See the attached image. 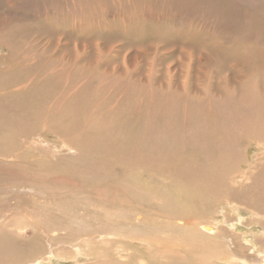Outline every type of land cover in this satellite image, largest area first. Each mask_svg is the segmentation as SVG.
<instances>
[{
    "label": "bare ground",
    "instance_id": "obj_1",
    "mask_svg": "<svg viewBox=\"0 0 264 264\" xmlns=\"http://www.w3.org/2000/svg\"><path fill=\"white\" fill-rule=\"evenodd\" d=\"M9 1L14 8L21 0ZM256 3L252 13L242 16L234 5L230 14L246 26L245 46L209 37L212 17L226 23L229 10L214 13L211 0H82L65 4L71 11L66 14L51 12L53 18L50 9L32 18V8L24 7L23 25H0V48L10 59L5 68L0 64V164L22 157L40 166L41 160L50 175L42 182L10 176L0 193L14 200L20 228L35 223L38 229V218L46 214L41 233L53 232L51 214L45 213L51 209L93 217L72 222L66 235L53 232L62 244L58 251L45 248L42 235L29 238L26 262L25 246L0 223V261L70 260L72 255L63 256L64 238L76 234L81 241L73 252L85 264H227V250L238 251L230 257L234 264H264V8ZM14 11L9 22L18 16ZM86 40L94 45L84 55L80 45ZM126 52L136 62L148 59L156 71L149 72L148 84L133 79L138 62L123 79L110 75ZM178 55L196 62L206 83L177 87L169 71ZM161 68L166 80L157 85ZM62 99L65 104L54 111L52 103ZM37 125L94 148L96 164L80 171L50 165L46 155L61 150L41 149L51 143L30 135ZM21 146L28 149L13 152ZM251 148L257 156L244 166ZM80 173L87 182L108 186L114 205L82 199L81 189L68 198L63 186ZM91 188L86 197L99 193ZM224 198L233 200L227 208L220 205ZM209 204L214 205L207 210ZM206 212L212 217L199 218ZM97 215H103L99 225ZM62 220L58 225L67 228Z\"/></svg>",
    "mask_w": 264,
    "mask_h": 264
},
{
    "label": "rangeland",
    "instance_id": "obj_2",
    "mask_svg": "<svg viewBox=\"0 0 264 264\" xmlns=\"http://www.w3.org/2000/svg\"><path fill=\"white\" fill-rule=\"evenodd\" d=\"M29 1V2H28ZM79 3V1L82 0H21L19 2V5L11 8L9 6V0H0V25H7V27L9 25H12L13 22L15 24H20L23 25L24 17H25V11L24 7L27 8H32L31 14L29 15L32 18H35L39 15L42 14H48L49 12H46L47 10H51L50 11V17L53 18V14H57L58 11L66 14L68 11L66 12L67 8L64 7V5L66 4V6L69 3ZM259 1H261V5L259 3ZM236 4H233L232 0H211V7L213 8V12L216 14H219L220 16H224L225 12H223V10L226 7H229V10L226 14L225 17L223 18H227L228 21L226 23H222L221 22V18L220 19H214L212 17V24L210 26V34L209 37H211L212 39L222 43L224 45V43L226 45H239V46H245L249 43V38L250 35L246 34V30H245V25L243 24V22L239 19L236 18H231V11H232V7H234V5L238 6L240 8V11L242 13V16L244 13H252L254 12L253 8H256V2H258L257 6H261L264 8V0H235ZM33 3V4H32ZM254 3V4H253ZM30 5V6H29ZM187 5V4H186ZM20 8V9H19ZM26 8V9H27ZM10 9L15 10L18 14L17 17H15L14 19L10 20L9 22V14H10ZM184 9V8H182ZM181 9V10H182ZM248 9V10H247ZM245 10V11H244ZM14 11V12H15ZM249 11V12H248ZM53 14H52V13ZM66 12V13H65ZM36 19V18H35ZM34 19V20H35ZM9 22V24H8ZM63 22V20H62ZM218 24L223 25L224 27H219ZM65 24V23H63ZM70 25L72 26V23H70ZM1 27V26H0ZM6 27V28H7ZM97 42L99 43V45L102 43L100 42V40H97ZM97 44V43H96ZM243 44V45H241ZM93 42L89 43L87 40L83 42V46L80 45V52L83 53L84 55L88 54L90 51H93ZM116 45V44H115ZM220 45V44H219ZM221 47V45H220ZM222 49V47L220 48ZM1 53L4 54V52L6 53V51L4 49H1ZM131 52H126L124 53V55L119 59V61L114 64V70L113 72L110 74L112 77H121V79H123V77L126 75V70L127 67H129L130 69L134 68L135 65L138 62V66H141V68H139L138 70H134L133 73V79H136L138 82L143 81L146 84H148L149 82V72H156L155 70H151L150 68V63H148V59L145 60L143 57H139L136 60L133 59V56L130 55ZM6 56V58H5ZM94 58V57H93ZM179 55L177 56V58L174 59V62H172L171 64V69L169 71V75L171 76V79L173 81V83L177 86L182 88L183 85L187 82H191V85H195L196 83L199 84L200 86H202V84L206 83L202 80L201 77H203L202 74V70H199V66L195 65L196 62H193L191 64V61L188 58L183 57V59H179ZM195 60H197V58H194ZM184 60V61H183ZM186 60V61H185ZM9 61L10 59L7 58V54L4 56H0V64L3 66V68H5V64L6 62ZM183 61V62H182ZM97 63H99L98 61H96ZM194 64V67L192 66ZM174 66V67H173ZM163 69V70H162ZM161 74H159V72ZM2 71H0L1 73ZM166 69L165 68H161L160 70H157L156 73V83L157 85L162 84L165 82L166 76ZM165 76V77H164ZM196 89H194L195 91ZM198 92V90H197ZM54 93V92H53ZM196 93V92H194ZM52 100V99H50ZM65 99H62L61 101L58 102H53L52 104H54V107L52 108L54 111H57V109L59 107H61L63 104H65ZM61 103H63L61 105ZM63 107V106H62ZM43 120H47L45 118H43ZM64 120V119H63ZM62 120V121H63ZM60 121V122H62ZM72 126H74V124H72ZM51 127V126H50ZM115 131V130H114ZM117 131H115L116 133ZM109 133H105L103 132L102 134H100L101 136H106L109 135ZM2 134H0L1 136ZM30 135H32V137L37 136L38 138H44L46 139L48 142H50V145H46L44 147H42V150H53V146L55 145L57 148H60L61 152L58 153L60 155H56L54 156L52 153H49L46 155V162L49 163L50 165H59V164H63L66 168H72L78 171H80L81 169H83L84 166H87L89 164H96L94 163L97 159H99V156L95 153V149L90 147H86L84 145H73V144H77L75 141V136L71 137L65 133H62V131L58 130V128H53V129H49V128H45V127H41L40 125L37 126H33L31 131H30ZM21 148H23V146H21ZM24 149H28L27 147L24 146L23 149H15V151H13L14 153H19L20 150L23 151ZM95 152H94V151ZM63 151V152H62ZM1 153V152H0ZM258 150L256 148H251L250 151L248 152V154L246 155L247 158V163L244 164L247 165L248 164V160L249 157H251L252 155L256 154L257 156ZM1 155V154H0ZM2 157V155L0 156V158ZM3 160V159H2ZM256 159L253 158V162ZM39 161V160H38ZM3 162V161H1ZM256 162V161H255ZM254 162V163H255ZM40 163L42 164L41 160ZM40 166L38 165V163H33L32 161L23 159L22 157L19 158L18 161H16L13 164H5V163H1L0 164V188L4 187V183L7 184V178L8 177H15L16 180H21L23 182H26L28 180H37L38 182H42L44 180H48L50 178V175L48 173V170L46 169V166H43V164ZM93 169H95V167H93ZM29 171H32L35 173V175H31V173ZM16 182V181H15ZM68 185H61L58 184V188L61 192L64 191V193L67 195L69 193H73L75 195L73 196H77L76 193H78V190L81 189L78 196H82L84 198L82 199H87V198H96V199H102V200H108L110 202L112 194L108 188V186H103L100 187L97 185V183H92V182H87V180L82 178V173L77 174L75 177L68 178L67 179ZM21 184V182H19ZM61 186H63V191L61 190ZM92 187V188H91ZM112 188V186H110ZM74 189L76 191L72 192L71 189ZM88 188L94 189L95 191L99 192L97 193L94 197H86L85 195H89L91 196V192H86L85 191H89ZM70 189V190H69ZM113 190V188H112ZM72 195H67L68 198L73 197ZM101 196V197H100ZM9 201V202H8ZM233 202V200H228L227 198L222 199L221 204L223 205L225 208H227L228 204H231L230 202ZM32 202V201H31ZM73 203V202H72ZM112 205H114V203L110 202ZM111 204H109V211L114 208V206L111 207ZM214 204H209L207 207V210H209L210 208L212 209ZM14 200H6V197L0 193V223L5 224L3 229L9 232V235H11V237L15 238L16 241L18 243H20L23 247L22 249H24V254L23 257L21 258V262H26L28 261L29 256L27 255V252L30 250V246H29V242L28 239L32 238L34 236H41V238H43L44 240V244H45V248H49L50 245H53V248L58 251L61 247H59L62 244H58L55 241V236H52V233L54 232L56 235L58 234H64L65 235L70 232L72 229L70 227L72 222H76V221H81V219H83L84 221H88L89 219L93 218L90 214L85 213V211H81L82 215L76 216L74 213L72 212H63L61 213H57L53 212L52 209L49 211H46L45 213H50L51 214V218L53 220V227L54 230H52L53 232L51 233H41V230L43 228V223L44 220L48 219V216L46 214H43L45 216H40V219L38 218V223L40 224L38 227V229H36V226L33 225H27L25 227H17L18 226V221L16 220V209L14 208ZM24 208V207H23ZM21 213H23L24 211L20 210ZM230 214V218H234V215L231 212H228ZM22 215V214H21ZM203 216L205 215L206 217L202 218L199 217L201 219H208L212 217L211 212H206V214H202ZM19 217V216H17ZM26 217V216H25ZM33 219H32V218ZM20 218V217H19ZM21 218H24V215L21 216ZM31 220H34L36 218V216H30L29 217ZM61 218L63 219L62 221L64 222V225H66L67 228H65L64 226L58 225V223H60ZM94 223L95 225H99V222L103 220V215H97L94 218ZM64 241H66V244L63 243V248H64V253L63 256L65 255V257L67 256H71L72 258L66 259L63 261L59 262H52L51 264H85L87 263L86 258L83 257H79V256H75L76 252H73L74 249L72 247L73 244H75L77 246V244H79L78 242L81 241L79 236H76V234H74L71 237H65ZM4 241L2 240V243ZM50 244V245H49ZM143 243H140V245H142ZM139 245V244H138ZM260 245H264V241L261 242ZM144 247H146L147 245H143ZM261 246V247H262ZM78 247V246H77ZM260 247V248H261ZM238 251L236 250L235 252H228V250L226 251L225 254H223V257L227 258L230 263L227 262V264H234L235 262H233L231 260V256L236 257ZM88 259V258H87ZM145 260L148 258H144ZM143 259V260H144ZM5 261H0V264H5ZM222 263V262H221ZM226 263V262H224Z\"/></svg>",
    "mask_w": 264,
    "mask_h": 264
}]
</instances>
